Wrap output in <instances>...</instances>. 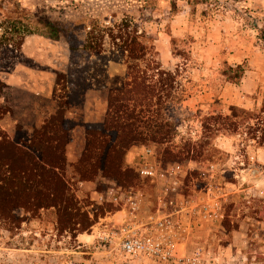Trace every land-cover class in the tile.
Here are the masks:
<instances>
[{"label": "rangeland", "instance_id": "1", "mask_svg": "<svg viewBox=\"0 0 264 264\" xmlns=\"http://www.w3.org/2000/svg\"><path fill=\"white\" fill-rule=\"evenodd\" d=\"M49 24L58 31L57 38L47 34ZM126 26L144 35L149 48L140 70L158 62L178 77L173 96L165 99L170 107L161 111L176 127L172 140L160 146L136 145L156 146L161 161L169 150V163L187 166L180 196L187 209L178 215L182 228L176 259L161 263L148 256L132 258L97 239L83 246L79 235L97 237L103 221L122 223L125 213L113 204L97 203V195L115 181L98 177L86 182L92 183L91 190L82 188L85 182L71 167L66 179L95 224L83 233L61 230L51 209L27 216L13 231L0 227V264H264V0H0V83L6 86H0V130L26 139L62 107L66 116L70 112L79 119L86 93L66 105L59 87L50 114L47 102L7 86L4 77L20 66L70 71L73 63L78 85L87 78L106 86L109 69H123L128 76L122 42L106 36L102 54H92L84 45L90 32L99 39L106 32L124 33ZM28 35L64 44L68 58L60 66L27 58L19 42ZM238 66L240 71L231 70ZM240 72V82L231 83L230 77ZM151 75L154 81L160 79L157 71ZM248 80L258 86L242 88ZM35 101L43 108L38 114L31 110ZM232 107L250 115L233 117ZM77 119H68V128L75 127ZM129 153L126 165L135 170L128 163ZM135 182L145 195L141 219L147 221L157 213L161 192L150 180ZM205 206L217 211L214 219ZM118 212V218L107 219Z\"/></svg>", "mask_w": 264, "mask_h": 264}, {"label": "trees", "instance_id": "2", "mask_svg": "<svg viewBox=\"0 0 264 264\" xmlns=\"http://www.w3.org/2000/svg\"><path fill=\"white\" fill-rule=\"evenodd\" d=\"M121 29V28H120ZM129 26L118 35L113 31L103 33L100 38L88 34L84 47L92 54H102L104 39L110 37L122 42L121 50L127 52L126 64L128 76L122 88L112 89L109 94L108 112L103 123L86 126V147L81 159L72 165L80 182H94L98 177L116 182L123 191L136 187V179L143 178L132 167L126 165L125 158L136 145L154 143L164 145L172 140L175 125L161 111L170 105L165 99H171L172 89L178 84L176 72L162 70L156 65L145 66L149 48L143 41L145 36L131 33ZM47 34L55 38L59 33L48 25ZM25 37L19 42L20 47ZM71 51H76L75 42H70ZM124 55V54H123ZM68 74L57 73L55 93L59 87L65 92L66 105L72 97L84 96L88 90L101 89L104 85L94 84L84 78L81 85L73 80L74 66ZM238 66L236 70L240 71ZM157 71L160 79L154 81L151 73ZM241 72L230 77V82L237 84ZM0 86L6 87L0 83ZM163 93V94H161ZM84 99V98H83ZM154 107H157L156 114ZM58 110L56 115L46 120L39 128H34L26 139L11 138L0 130V227L8 231L21 228L27 216L35 217L42 211L54 209L57 223L61 230L83 233L95 224L90 213L80 205L75 192L66 179L69 166L67 146L69 143L68 119L66 110ZM233 117L249 116L245 109L232 107ZM9 109L1 116L9 113ZM18 131L23 129L18 127ZM163 155V154H162ZM162 161L167 164L172 157L169 150L164 151ZM163 157L165 159H163ZM168 159V160H167ZM146 179V178H144ZM149 180V179H146ZM105 205H110L104 203ZM112 207V205H111ZM116 211H119L117 209ZM21 212L23 213L21 215Z\"/></svg>", "mask_w": 264, "mask_h": 264}, {"label": "built area", "instance_id": "3", "mask_svg": "<svg viewBox=\"0 0 264 264\" xmlns=\"http://www.w3.org/2000/svg\"><path fill=\"white\" fill-rule=\"evenodd\" d=\"M134 147L136 150L131 164L161 192L157 213L149 216L147 221L141 219L145 195L135 189L123 191L115 183H109L107 190L97 195V203L120 207L125 212V218L122 223H100L97 240L115 246L132 258L148 256L161 263H170L176 259L182 228L178 215L187 209L180 196L188 169L181 163H163L156 146ZM170 208L174 211L169 212ZM203 210L212 219L217 216L215 209L205 206Z\"/></svg>", "mask_w": 264, "mask_h": 264}, {"label": "crops", "instance_id": "4", "mask_svg": "<svg viewBox=\"0 0 264 264\" xmlns=\"http://www.w3.org/2000/svg\"><path fill=\"white\" fill-rule=\"evenodd\" d=\"M22 53L27 58H30L41 65L52 66L55 63L60 66V62L64 61V57L66 58L67 56L68 58L69 49L64 44L57 43V41L50 40L47 37L28 35L24 39ZM60 54H62L61 59H59ZM68 71L69 69H26L25 67L20 66L8 73L4 77V82L9 87L29 94L37 101L41 100L47 102L48 106H46V110L48 111L50 108L49 112L52 114L55 111L53 97L56 87V75L57 73L67 74ZM126 79L127 75L123 69L119 72L109 69L106 86L102 89H92L86 93L83 104L84 108L78 116L79 119L75 118V115H71L70 112H68L66 117L71 120L77 119L76 121L78 123L69 131V143L67 146L68 168H71L73 164L77 163L83 155L86 147V126L103 123L105 121L109 107L110 91L112 89L122 88ZM245 83L243 84V87L241 86L242 88L251 86L252 89H255L258 86L257 82H251L249 80ZM238 90H240V86ZM37 101L31 105V110L32 113L38 114L43 111V108L41 107V104L37 103ZM135 150V147H133L128 155L127 159L129 164H131V161L133 160V152ZM260 152L264 153L263 150ZM91 186L92 183L85 182L81 184L82 188L90 190L92 188ZM122 212L111 215L110 217H107V219L114 220L118 218L120 216L119 214ZM92 237L94 240L91 239ZM78 238L83 246H88L90 242L97 239L96 235L88 236L83 234L79 235Z\"/></svg>", "mask_w": 264, "mask_h": 264}]
</instances>
